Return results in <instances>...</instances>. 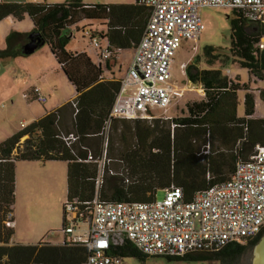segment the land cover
Returning <instances> with one entry per match:
<instances>
[{
	"label": "trees",
	"instance_id": "obj_1",
	"mask_svg": "<svg viewBox=\"0 0 264 264\" xmlns=\"http://www.w3.org/2000/svg\"><path fill=\"white\" fill-rule=\"evenodd\" d=\"M141 1L91 6L83 0H67L65 4L0 3V23L9 17L17 21L29 17L34 24L30 34L11 32L0 57L28 56L24 50L35 35L39 47L49 45L76 90L74 100L0 144V264H85L90 255L79 244L14 243L16 219L8 217L15 216L20 161L67 163L68 202L76 201L84 210L96 199L153 203L159 192L172 187L181 188L190 202L201 192L229 181L239 161H250L259 148H264V118H253L255 95L246 94L245 117L240 118L238 92L249 91V87L235 83L227 74V70L239 66L254 78L264 79V51L258 47L264 28L235 11L236 19L230 16L231 46H207L187 65V80L203 89L204 99L189 104L185 117L111 119L105 148L103 133L121 82L106 79L102 66L88 53L67 50L74 36L72 28L89 21L105 26L106 33L98 29L94 33L108 45L115 60L121 52L135 50L143 38L151 11ZM261 96L264 100V91ZM70 135L78 140L69 146L64 138ZM262 236L232 243L220 252L168 259L243 264L248 248ZM112 254L122 259L149 258L129 241L113 247Z\"/></svg>",
	"mask_w": 264,
	"mask_h": 264
},
{
	"label": "built area",
	"instance_id": "obj_2",
	"mask_svg": "<svg viewBox=\"0 0 264 264\" xmlns=\"http://www.w3.org/2000/svg\"><path fill=\"white\" fill-rule=\"evenodd\" d=\"M141 3L150 9L151 16L126 76L120 80V93L103 133L105 148L111 119L153 120L151 111L167 112L183 97L184 90L172 85L173 65L185 41L201 38L205 30L203 9L232 10L264 28V0H142ZM84 33L99 61L111 62L114 53L99 35L93 29ZM258 47L264 51V36ZM30 94L40 104L48 101L38 87ZM30 94L26 98L30 99ZM64 139L69 146L78 140L74 135ZM103 169L104 164L102 175ZM164 193L162 200L153 203L96 199L84 210L76 201L67 202L62 229L64 244L85 247L90 254L85 264H123L112 249L125 241L149 258L181 259L198 252H220L232 243L254 240L264 235V148H259L250 161H239L229 181L201 192L190 202L185 200L181 188L172 187ZM84 223L86 229L80 226Z\"/></svg>",
	"mask_w": 264,
	"mask_h": 264
},
{
	"label": "rangeland",
	"instance_id": "obj_3",
	"mask_svg": "<svg viewBox=\"0 0 264 264\" xmlns=\"http://www.w3.org/2000/svg\"><path fill=\"white\" fill-rule=\"evenodd\" d=\"M44 3V0H30ZM50 4H65L67 0H48ZM89 6L96 4H135L136 0H83ZM232 10L221 8H206L202 10L205 30L198 41H185L177 52L173 65L172 85L184 90L182 98L176 100L164 111H151L154 119L179 118L188 115L187 106L204 99L201 87H195L187 80L184 71L191 60L202 53L207 46L229 48L231 46ZM84 22L73 27V39L68 51L73 53L86 52L94 55L90 39L85 36L87 29H103L97 22L92 25ZM33 24L29 17L17 21L9 17L0 23V51L7 48V37L11 32L30 34ZM135 50H126L114 60V74L106 69L110 78L122 80L134 58ZM230 79L242 86L247 85L249 91L238 92V116L245 117V97L248 92L255 95L256 109L253 118H264V79L259 80L249 74L246 69L233 66L227 70ZM38 87L48 98L46 104L33 100L30 91ZM30 94V99L26 95ZM76 97V90L69 82L54 57L48 44H42L30 56H19L13 59L0 57V144L10 137L19 134L32 123L54 112L63 104L71 102ZM27 138V137H26ZM24 138L22 142L26 139ZM68 167L60 161L17 163V191L15 216L16 244L37 245L46 242L52 245H62L66 237L62 232L65 220V205L68 202ZM165 193L159 192L157 199L162 200ZM12 217V219H11ZM86 229V223L80 225ZM257 245V244H256ZM255 246L248 248L243 264H253ZM123 264H210L206 261L169 260L163 257H150L147 260L129 257L123 258ZM214 264V263H211ZM216 264V263H215Z\"/></svg>",
	"mask_w": 264,
	"mask_h": 264
},
{
	"label": "crops",
	"instance_id": "obj_4",
	"mask_svg": "<svg viewBox=\"0 0 264 264\" xmlns=\"http://www.w3.org/2000/svg\"><path fill=\"white\" fill-rule=\"evenodd\" d=\"M45 2L44 3H47V4H50L49 2H48V0H44ZM3 3H39V1L38 2H32V1H30V0H4V2ZM85 5H87V4H85ZM204 10V9H203ZM89 23L90 24H93L94 22H92V21H89ZM32 24H33V22H32ZM89 24V25H90ZM103 29H98L99 30V32H103V33H106L107 32V29H106V27L105 26H101ZM33 29H34V24H33ZM33 31V30H32ZM78 53H83V52H78ZM89 55V54H88ZM120 55V54H119ZM118 55V56H119ZM117 56V57H118ZM55 57V56H54ZM89 57H91L92 58V60L97 64V65H100V66H102V68H103V70H104V77L106 78V79H109V80H111V79H115V78H110V76H109V74H106L105 73V71H106V69H108L109 71H111L113 74H114V66H115V64H116V62H114V60H112L111 62H109V63H102V62H100L99 61V58H98V56H97V52L94 50V55H92V56H90L89 55ZM116 57V58H117ZM102 64V65H101ZM189 64V63H188ZM117 80V79H116ZM31 92V91H30ZM64 105V104H63ZM61 107V106H60ZM14 243H16L15 241H14Z\"/></svg>",
	"mask_w": 264,
	"mask_h": 264
},
{
	"label": "water",
	"instance_id": "obj_5",
	"mask_svg": "<svg viewBox=\"0 0 264 264\" xmlns=\"http://www.w3.org/2000/svg\"><path fill=\"white\" fill-rule=\"evenodd\" d=\"M34 37L35 35L31 36L32 40L26 45L24 50L28 56L33 55L39 49V44ZM253 264H264V235L254 249Z\"/></svg>",
	"mask_w": 264,
	"mask_h": 264
}]
</instances>
